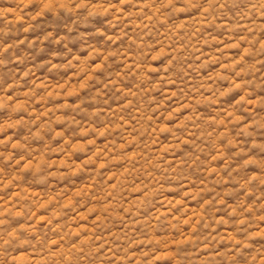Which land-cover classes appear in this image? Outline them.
Masks as SVG:
<instances>
[{
	"label": "clouds",
	"instance_id": "1",
	"mask_svg": "<svg viewBox=\"0 0 264 264\" xmlns=\"http://www.w3.org/2000/svg\"><path fill=\"white\" fill-rule=\"evenodd\" d=\"M9 2L0 264H264V0Z\"/></svg>",
	"mask_w": 264,
	"mask_h": 264
},
{
	"label": "rangeland",
	"instance_id": "2",
	"mask_svg": "<svg viewBox=\"0 0 264 264\" xmlns=\"http://www.w3.org/2000/svg\"><path fill=\"white\" fill-rule=\"evenodd\" d=\"M253 0H233V2L230 4V6L227 8L226 12L224 13V18H226L229 21V26H235L238 24L245 16L249 4H251ZM12 7V4L9 2V0H0V8H10ZM65 23V19H50L45 20L41 23V26L38 29H34V32L39 35V33L44 32L45 29L52 27L53 30H60L62 29L63 25ZM217 34H220L217 32ZM27 36H31L32 33L26 34ZM4 39H13V37H7ZM68 42H77L80 41L75 37H69L68 41H65L63 43ZM62 50L59 46L53 45L52 41H49L48 45L44 47L43 52L37 53L35 50V47L33 49H26L24 47H21L20 49L16 50L17 55H24V54H30L31 59H36L37 56H48L51 52H58ZM5 59H8V57H5ZM28 61H25L27 63ZM15 70V66H10L9 69H0V79L7 80L11 74V71ZM34 196L40 195L39 193H33ZM43 203L40 205L41 208H43ZM46 217L40 216L37 220V223L39 224L41 221L45 220Z\"/></svg>",
	"mask_w": 264,
	"mask_h": 264
}]
</instances>
